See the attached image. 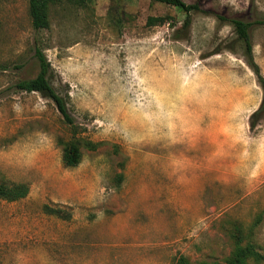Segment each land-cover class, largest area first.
Masks as SVG:
<instances>
[{
  "label": "rangeland",
  "instance_id": "rangeland-1",
  "mask_svg": "<svg viewBox=\"0 0 264 264\" xmlns=\"http://www.w3.org/2000/svg\"><path fill=\"white\" fill-rule=\"evenodd\" d=\"M183 1L201 8L188 30L165 4L88 0L36 31L28 0H0V264H225L238 233L264 252L263 92L229 22L264 0ZM251 37L264 76V26ZM36 49L78 136L102 143L75 168L54 103L15 87Z\"/></svg>",
  "mask_w": 264,
  "mask_h": 264
},
{
  "label": "trees",
  "instance_id": "trees-1",
  "mask_svg": "<svg viewBox=\"0 0 264 264\" xmlns=\"http://www.w3.org/2000/svg\"><path fill=\"white\" fill-rule=\"evenodd\" d=\"M29 1V14L32 21V26L36 31L46 30L50 27L49 22V8L52 4L69 2L76 5H84L88 0H28ZM154 3L165 4L167 6L175 8L178 12L185 14V20L183 22V29L188 30L192 23V14L201 11L198 3L187 4L183 0H149ZM230 24L235 30L238 41L244 48L245 57L248 65L257 76L258 84L262 89L263 97L260 107L256 112L251 115V128L256 126L257 121L264 118V76L261 73L259 65L255 62L253 55V42L251 37V30L254 26H264V17L257 18L254 21H245L242 19H230ZM166 18H149V25H164ZM36 59L39 64V73L33 79L19 81L15 84L16 90L27 93H39L43 98L52 101L62 115L64 123L69 127L71 138L67 141L60 139L58 141L62 149V160L66 168L77 167L82 159L83 149L89 151H96L102 143H95L93 141L80 138L78 135L81 133L79 126L77 125L74 117L68 110L66 99L60 95L53 86L50 78L51 65L40 49H36ZM22 186H18L13 191H20L21 194L13 197H23L26 192H22ZM11 198V199H13ZM47 209V208H46ZM264 214V211H263ZM263 214L259 217L257 227L262 221ZM254 227V228H255ZM252 228V230L254 229ZM251 230V231H252ZM238 231V228H237ZM251 233V232H250ZM234 240V247L225 264H264V252L259 253L254 242L251 240L245 241L243 237L237 234H231ZM177 264H189L185 258H180ZM197 264H218L216 262L201 261Z\"/></svg>",
  "mask_w": 264,
  "mask_h": 264
}]
</instances>
